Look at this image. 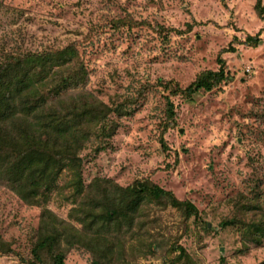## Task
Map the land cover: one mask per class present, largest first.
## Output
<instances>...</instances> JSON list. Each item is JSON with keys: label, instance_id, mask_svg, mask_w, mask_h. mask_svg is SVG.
Returning <instances> with one entry per match:
<instances>
[{"label": "rangeland", "instance_id": "obj_1", "mask_svg": "<svg viewBox=\"0 0 264 264\" xmlns=\"http://www.w3.org/2000/svg\"><path fill=\"white\" fill-rule=\"evenodd\" d=\"M256 3L0 0V61L72 46L87 73L82 90L112 110L102 136L81 152L85 187L149 181L198 209L187 217L144 206L122 232L103 234L114 245L108 256L87 231L80 247L62 245L66 264H187L180 247L193 264H264V21ZM258 34L260 46L245 44ZM219 59L227 81L188 97L200 75L220 69ZM66 184L64 172L29 205L0 183V241L11 249L0 245V264L32 261L45 211L82 229L70 217ZM43 257L52 264L50 253Z\"/></svg>", "mask_w": 264, "mask_h": 264}, {"label": "trees", "instance_id": "obj_2", "mask_svg": "<svg viewBox=\"0 0 264 264\" xmlns=\"http://www.w3.org/2000/svg\"><path fill=\"white\" fill-rule=\"evenodd\" d=\"M256 12L264 21L263 0H257ZM261 43V34L249 35L245 41L250 47ZM21 55H8L0 61V183L27 204L38 205L57 187L65 172L75 204L70 217L82 226L81 230L70 226L45 211L29 264H44V252L51 254L52 264H66L62 245L80 247L83 240L87 243V231L98 235L91 242L103 244V254L108 256L114 245L104 240L109 236L103 234L122 232L124 224L143 214L144 206L172 207L187 217L198 216L192 201H181L149 181L124 188L99 179L85 187L81 152L90 139L102 136V126L112 110L82 90L87 73L74 47ZM219 65L218 71L200 75L186 89V95L210 92L223 85L228 78L222 59ZM168 113L175 121L177 114L170 100ZM0 245L10 252L5 249L6 243L0 241ZM180 250L179 259L193 264L184 249Z\"/></svg>", "mask_w": 264, "mask_h": 264}]
</instances>
